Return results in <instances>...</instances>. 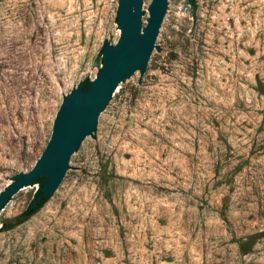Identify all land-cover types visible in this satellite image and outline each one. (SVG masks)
I'll use <instances>...</instances> for the list:
<instances>
[{
	"label": "rangeland",
	"instance_id": "obj_1",
	"mask_svg": "<svg viewBox=\"0 0 264 264\" xmlns=\"http://www.w3.org/2000/svg\"><path fill=\"white\" fill-rule=\"evenodd\" d=\"M151 0H142V25ZM118 0H0V192L42 154L65 95L101 70ZM44 206L0 211V264H264V0H167Z\"/></svg>",
	"mask_w": 264,
	"mask_h": 264
},
{
	"label": "water",
	"instance_id": "obj_2",
	"mask_svg": "<svg viewBox=\"0 0 264 264\" xmlns=\"http://www.w3.org/2000/svg\"><path fill=\"white\" fill-rule=\"evenodd\" d=\"M167 0H151L142 25V0H118L117 22L120 35L115 44L104 41L100 72L90 81L79 83L64 96L54 120L51 136L35 165L18 173L0 192V211L21 189L43 180L32 201L50 198L69 169L71 156L87 136L97 129L100 113L117 86L135 72L142 76L154 48L166 12ZM37 189V190H38Z\"/></svg>",
	"mask_w": 264,
	"mask_h": 264
},
{
	"label": "trees",
	"instance_id": "obj_3",
	"mask_svg": "<svg viewBox=\"0 0 264 264\" xmlns=\"http://www.w3.org/2000/svg\"><path fill=\"white\" fill-rule=\"evenodd\" d=\"M84 82H85V85L87 87L90 85V81L88 79H86ZM259 91L264 93V84H261V83L259 84ZM41 184L42 183H40V186H41ZM37 193H39V189L36 191L35 196ZM35 196H34V198H35ZM48 199L49 198L43 197L35 205H32V201H33L32 200L31 203L28 205V207L24 211H22L20 214L14 216L12 218L6 219L3 222L2 229L3 230H10V229H13L14 227L22 224L23 222L28 220L31 216H33L36 212H38L44 206V204L48 201ZM262 236H264V230L257 232V233L250 234L244 238L235 239L233 241L237 242L238 247L241 250V252L246 254L250 251L251 247L254 245L256 240Z\"/></svg>",
	"mask_w": 264,
	"mask_h": 264
}]
</instances>
